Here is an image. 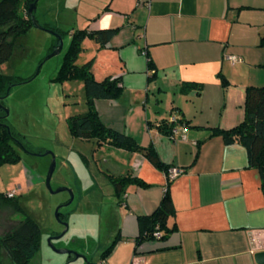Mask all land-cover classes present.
<instances>
[{"label": "crops", "instance_id": "crops-1", "mask_svg": "<svg viewBox=\"0 0 264 264\" xmlns=\"http://www.w3.org/2000/svg\"><path fill=\"white\" fill-rule=\"evenodd\" d=\"M100 1L77 27L117 29L105 47L93 43L102 72L92 76L118 78L123 91L117 100L94 101L98 118L181 171L169 186L175 230L136 248L137 217L157 208L166 176L137 152L120 150L126 160L103 162H112L102 178L109 187L94 189L109 199L107 217L98 218L108 240L98 251L117 241L104 264H255L253 255L264 252L258 174L243 147L211 133L240 124L246 88L264 84V0ZM164 123L185 132L172 135ZM109 176L137 177L149 187L128 186L118 204Z\"/></svg>", "mask_w": 264, "mask_h": 264}, {"label": "rangeland", "instance_id": "rangeland-1", "mask_svg": "<svg viewBox=\"0 0 264 264\" xmlns=\"http://www.w3.org/2000/svg\"><path fill=\"white\" fill-rule=\"evenodd\" d=\"M102 3L100 0H39L35 19L41 26L58 30L62 36L61 52L46 60L55 38L45 30L31 27L15 42L10 60L0 64V74L5 76L35 75L28 83L13 87L2 101L8 112L7 126L28 151L12 143L18 160L0 164V193L16 191L21 209L18 212L0 201V238L24 218H31L40 234L38 250L29 264H104L99 258L104 249H98L104 246L108 234L106 222L99 224L98 218L100 213L107 217L109 199L101 201L94 188L109 187L102 178L106 175L105 166L112 162L105 166L103 162L126 159L120 156L122 149L97 146L94 141L72 137L68 119L86 110L83 84L54 81L71 34L82 30L78 24L92 12V7L96 9ZM93 43L89 39L81 43L75 62L77 67L90 63L92 75L93 69L102 72L101 65L97 68L98 53ZM52 157L54 170L48 190L45 180ZM60 188L65 191L56 193ZM64 225L67 230L58 238ZM56 250L68 253L59 254ZM0 262L12 264L3 251Z\"/></svg>", "mask_w": 264, "mask_h": 264}, {"label": "trees", "instance_id": "trees-1", "mask_svg": "<svg viewBox=\"0 0 264 264\" xmlns=\"http://www.w3.org/2000/svg\"><path fill=\"white\" fill-rule=\"evenodd\" d=\"M38 1L0 0V64L10 60L15 42L31 28V22L26 11L31 4L36 3L37 5ZM42 27L45 30L53 31L62 39L57 29L48 26ZM116 32L117 29L99 31L82 29L72 33L68 49L54 81H81L83 84L86 110L83 114L68 119L67 126L72 137L83 141H94L97 146L106 145L122 149L128 153H140L155 169L163 172L166 176L164 191L157 208L150 215L137 217L138 236L134 240L137 248L145 242L164 241L175 230L173 226H168V220L174 214L169 194L170 181L167 179L171 167L160 161L151 145L145 148L140 147L131 137L115 132L100 122L94 109V101L117 100L123 91L120 80L118 78H105L97 82L90 72V63L80 67L75 65L81 50L80 45L85 39L92 40L99 48H103ZM58 43L59 41L55 39V44L51 46L50 52L56 48ZM261 44H264V38L261 39ZM146 58L148 70L153 71V64L148 55H146ZM34 76L18 78L0 74V164L18 160L12 143L28 151L7 126V111L2 101L8 96L13 87L28 83ZM162 128L170 131L172 129L171 126L167 127L165 123ZM211 136H220L225 144H238L244 148L248 167L257 172L259 188L264 198V84L260 87L246 88L243 120L240 124L229 130L213 129ZM108 179L112 185L114 196L119 200L118 204H121L120 200L128 186L149 187L139 178L132 176L116 178L109 176ZM0 201L14 207L18 212L21 211L16 197L8 200L4 197V194L0 193ZM39 234L38 225L31 218H24L15 228L0 238V255L3 251L12 264H29L38 250ZM116 242L115 237L109 246L103 250L99 257L101 261H105L110 256Z\"/></svg>", "mask_w": 264, "mask_h": 264}, {"label": "water", "instance_id": "water-1", "mask_svg": "<svg viewBox=\"0 0 264 264\" xmlns=\"http://www.w3.org/2000/svg\"><path fill=\"white\" fill-rule=\"evenodd\" d=\"M35 9H36V3L31 4L26 11V14H27V16L31 22V27H34V28L39 29V30H45V29H43V27L41 25L38 24V22L36 21V19L34 17ZM45 31H47L50 35H52L55 39H57L59 41L56 48L46 57V60H47V59L53 57L54 55L59 54L62 50L63 44H62V39L58 35H56L53 31H50V30H45ZM53 170H54V159L52 157L51 163H50L47 175H46V180H45V185H46V188L48 190H50L49 181H50L51 175L53 173ZM63 191H65V189L60 188V189L56 190V193L63 192ZM55 217L56 218L58 217V211H56ZM66 230H67V226L64 225V231L60 236H58V238L61 237L66 232ZM56 252L59 254L68 253V251H66V250H56ZM253 260H254L255 264H264V252L255 253L253 255Z\"/></svg>", "mask_w": 264, "mask_h": 264}, {"label": "built area", "instance_id": "built-area-1", "mask_svg": "<svg viewBox=\"0 0 264 264\" xmlns=\"http://www.w3.org/2000/svg\"><path fill=\"white\" fill-rule=\"evenodd\" d=\"M228 60L233 64V63H237V62H239L240 60L238 59V58H236V57H229L228 58ZM170 123H175L176 122V120L174 119V118H171L170 119V121H169ZM178 128H181V132H182V135H183V133L185 132V128H183V127H179V126H175V127H173L172 129H171V134L172 135H175V134H177V132H178ZM181 174V171L180 170H178V169H170L169 171H168V175H167V179L170 181V180H172V179H174L175 177H177L178 175H180ZM15 196H16V191H14V190H11V191H8V192H6L5 194H4V197L6 198V199H13V198H15ZM155 236L156 237H158V235L157 234H155Z\"/></svg>", "mask_w": 264, "mask_h": 264}]
</instances>
